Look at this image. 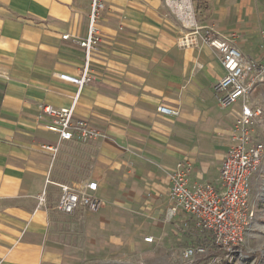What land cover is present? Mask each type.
<instances>
[{
  "label": "crops",
  "instance_id": "1",
  "mask_svg": "<svg viewBox=\"0 0 264 264\" xmlns=\"http://www.w3.org/2000/svg\"><path fill=\"white\" fill-rule=\"evenodd\" d=\"M104 1L94 79L78 94L59 76L83 73L75 41L88 36L92 0H0V264H124L121 246H147L148 237L203 240L185 213L169 218L168 174L184 162L190 186L219 188L242 102H218L219 53L200 38L188 47L180 40L193 22L213 25L264 64V14H254L264 0ZM252 101L264 107V84ZM43 104L74 108L104 137L43 149L59 141L39 117ZM263 130L256 125V140ZM87 182L98 184L102 209L60 213L61 186Z\"/></svg>",
  "mask_w": 264,
  "mask_h": 264
},
{
  "label": "built area",
  "instance_id": "2",
  "mask_svg": "<svg viewBox=\"0 0 264 264\" xmlns=\"http://www.w3.org/2000/svg\"><path fill=\"white\" fill-rule=\"evenodd\" d=\"M182 2L184 0H171ZM106 10L104 0H92L89 33L85 39L75 42L85 50L86 66L80 77L60 75V79L78 87V94L85 85L94 79L90 71L92 54L97 50L101 35L97 21ZM190 33L180 40L182 47L195 45L198 38L220 55L225 77L214 86L218 102L223 108H232L238 101L241 110L236 113L232 144L221 166L220 186L210 184L189 185L191 168L184 162L177 164L168 174L170 181L169 218L185 213L195 222L203 240L190 245L181 252L183 264H193L196 258H209V264L219 260L211 252L213 248L224 253L225 258L233 259L244 243L246 233L253 223L255 212L252 208V180L264 163V143L256 140L253 130L259 123L264 124V107L252 101L254 92L264 84V64L246 57L236 42L235 34H223L212 26H199L195 22L188 26ZM264 36V32H263ZM69 39V36H64ZM158 111L168 116H178V111L160 106ZM40 119L46 120V129L57 134V146H43L54 154L63 142L87 144L104 137V134L84 120H76L74 108L56 109L43 104ZM98 184L87 182L77 187L61 186V196L57 210L65 215L79 211L97 213L103 201L97 196ZM46 193L40 197L45 202ZM153 238H146L148 243Z\"/></svg>",
  "mask_w": 264,
  "mask_h": 264
},
{
  "label": "rangeland",
  "instance_id": "3",
  "mask_svg": "<svg viewBox=\"0 0 264 264\" xmlns=\"http://www.w3.org/2000/svg\"><path fill=\"white\" fill-rule=\"evenodd\" d=\"M254 14H264V9L256 10ZM259 141L264 143V130L260 133ZM261 168L252 188L251 204L255 218L246 233L244 243L232 260L225 258L222 251L213 248L211 252L219 257L216 264H264V165ZM188 246H190L188 242L182 240L163 244L155 239L147 246L143 244L121 246L124 251L119 253L118 259L124 264H183L181 252ZM209 262V258H196L193 264H209Z\"/></svg>",
  "mask_w": 264,
  "mask_h": 264
}]
</instances>
